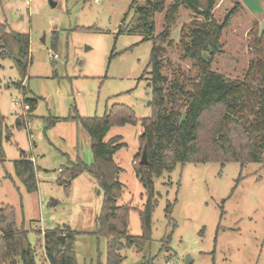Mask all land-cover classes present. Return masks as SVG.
I'll return each mask as SVG.
<instances>
[{
    "label": "rangeland",
    "instance_id": "1",
    "mask_svg": "<svg viewBox=\"0 0 264 264\" xmlns=\"http://www.w3.org/2000/svg\"><path fill=\"white\" fill-rule=\"evenodd\" d=\"M52 1L54 6L50 0H0V22L10 32L28 35L30 57L25 75L13 59L0 58V112L12 132L0 159V208L16 209L17 225L27 231L30 246L37 247L39 241L40 248L43 245L39 229L68 228L78 231L73 243L76 264H106L107 239L94 233L102 206L99 186L86 172L68 189L58 178L60 168L70 162H93L90 136L69 116L101 117L113 104H126L137 122L111 127L104 140L119 135L123 142L113 155L122 168L118 204L141 208L146 200L133 160L140 153V119L152 114L153 85L147 72L153 41H143L142 33L129 29L139 24L135 8L144 7L145 1L133 0L132 8L131 0ZM234 7L211 67L241 78L256 59L250 44L254 28L258 34L264 28V13L252 14L240 0H216L213 16L221 21ZM192 15L181 6L170 29L173 44L162 59V74L168 79L177 67L191 66L189 59L181 58L178 43ZM163 18L164 11L151 18L155 35L163 29ZM25 98L37 100L34 111L25 108ZM54 118L59 120L52 124ZM19 150L36 160L34 192L15 174L13 160ZM153 183L150 241L140 252L123 248L120 264H140L151 257L154 264H264V166L178 163ZM128 233L142 234L134 208ZM3 259L0 239V264Z\"/></svg>",
    "mask_w": 264,
    "mask_h": 264
},
{
    "label": "trees",
    "instance_id": "2",
    "mask_svg": "<svg viewBox=\"0 0 264 264\" xmlns=\"http://www.w3.org/2000/svg\"><path fill=\"white\" fill-rule=\"evenodd\" d=\"M144 1V7L135 8L139 24L129 29L142 33L143 41H153L147 72L153 85L152 114L140 119V153L134 157L135 175L144 188L146 200L141 208L132 207L130 203L118 204L123 192V183L118 179L122 168L113 155L123 142L119 135L104 140L111 127L137 122L133 109L126 104H113L101 117L69 116L90 136L93 162L90 165L81 160L70 162L62 168L58 178L68 189L73 179L86 172L99 186L102 206L94 233L107 239L106 264H120L123 248L133 247L140 252L150 241L151 216L156 205L153 179L171 172L178 163L237 162L244 166L256 162L264 166V28L260 34L254 28L251 39L256 59L250 61L241 78H230L211 65L221 47V32L236 7L218 21L213 16L216 0ZM167 1H170L168 5ZM181 6L193 14L191 21L181 29L178 43L181 58L189 59L191 66L188 70L177 67L168 79L162 74V59L167 47L173 44L168 38ZM163 11V29L155 35L151 18ZM0 58L13 59L20 73L25 75L30 62L28 35L10 32L0 22ZM14 84L20 89L19 83ZM24 102L29 107L28 112L36 109V99L25 98ZM57 120L54 118L52 124ZM22 125L19 123L18 127ZM11 137L10 127L0 112V159L5 157L3 142L10 141ZM144 149L147 164L140 163L139 154ZM19 151V158L13 161L15 174L27 191L34 192L37 190L36 166L25 151ZM170 207L171 204L166 208L167 214ZM132 208L141 219L142 234L138 236L128 233ZM0 232L4 243L2 264H13L14 259L15 264L41 263L40 241L37 247L29 245L27 231L17 225L13 206L0 208ZM77 233L58 227L44 230L43 245L51 264H76L73 243ZM153 262L151 257L140 264Z\"/></svg>",
    "mask_w": 264,
    "mask_h": 264
},
{
    "label": "water",
    "instance_id": "3",
    "mask_svg": "<svg viewBox=\"0 0 264 264\" xmlns=\"http://www.w3.org/2000/svg\"><path fill=\"white\" fill-rule=\"evenodd\" d=\"M242 2V4L252 13V14H256V15H260L264 13V8L262 5V1L261 0H240ZM51 5H55V2H53L52 0H50ZM16 124H19V119H17ZM140 163L141 164H147V156H146V151L145 149L142 151L141 155H140ZM54 204V203H53ZM62 240L64 239L63 237H61ZM188 258V255L186 256ZM16 260H13V264H15Z\"/></svg>",
    "mask_w": 264,
    "mask_h": 264
},
{
    "label": "built area",
    "instance_id": "4",
    "mask_svg": "<svg viewBox=\"0 0 264 264\" xmlns=\"http://www.w3.org/2000/svg\"><path fill=\"white\" fill-rule=\"evenodd\" d=\"M13 101H14L15 103H17V102H16V99H13ZM24 105H25V108H26V109H29V107H28V105H27L26 103H24ZM134 162H135V161L133 160V163H134ZM39 231L41 232V229H39ZM0 233H1V232H0ZM41 233H42V235H43L44 230H43ZM41 248H42V249H41L40 254L42 255V256H41L42 261H41L40 264H51V262L49 261V259H48V257H47V254H46V251H45L44 245H42Z\"/></svg>",
    "mask_w": 264,
    "mask_h": 264
},
{
    "label": "crops",
    "instance_id": "5",
    "mask_svg": "<svg viewBox=\"0 0 264 264\" xmlns=\"http://www.w3.org/2000/svg\"><path fill=\"white\" fill-rule=\"evenodd\" d=\"M24 151V150H23ZM26 152V151H25ZM27 153V152H26ZM28 156H30V155H28ZM31 157V159H32V161L33 162H35L36 160H35V158L33 157V156H30ZM5 158V157H4ZM19 158V155H18V157L17 158H15L14 160H16V159H18ZM13 160V161H14ZM60 170H62V168H60ZM120 176V175H119ZM38 184V183H37ZM4 264V263H3Z\"/></svg>",
    "mask_w": 264,
    "mask_h": 264
}]
</instances>
